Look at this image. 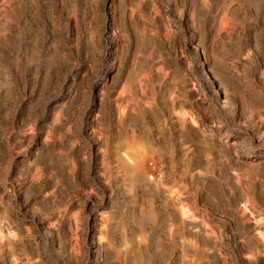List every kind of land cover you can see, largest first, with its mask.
Returning a JSON list of instances; mask_svg holds the SVG:
<instances>
[{"label":"rangeland","instance_id":"374dc122","mask_svg":"<svg viewBox=\"0 0 264 264\" xmlns=\"http://www.w3.org/2000/svg\"><path fill=\"white\" fill-rule=\"evenodd\" d=\"M96 261L264 264V0H0V264Z\"/></svg>","mask_w":264,"mask_h":264},{"label":"bare ground","instance_id":"6f19581e","mask_svg":"<svg viewBox=\"0 0 264 264\" xmlns=\"http://www.w3.org/2000/svg\"><path fill=\"white\" fill-rule=\"evenodd\" d=\"M124 119H125L124 117H120V121L123 122ZM124 136L125 137L123 138V141H119L121 143L119 144L121 155L118 156V161L122 163L121 167H122V170H124L123 177L121 178L122 184H124L123 186L126 190H129L130 188L128 187L130 186L128 185L132 186V185H135L136 183L138 184L139 177L141 175L142 165L145 161L143 154H142L143 153L142 150L144 148L143 146L144 142L140 141V138L137 135V133L134 131V129H132L131 132H128L126 130V135ZM172 193L173 192H171V194ZM140 243H142L141 240H140ZM94 247L97 248L95 252L96 253L99 252L98 246H94ZM138 248H139L140 254L138 256L139 258L137 259H140L142 257L141 250H140L141 246H138ZM122 249L126 250V252L127 250H129V248H122ZM99 263H100L99 261L95 262V264H99Z\"/></svg>","mask_w":264,"mask_h":264}]
</instances>
